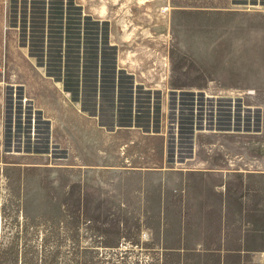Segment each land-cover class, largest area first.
<instances>
[{
  "label": "rangeland",
  "instance_id": "374dc122",
  "mask_svg": "<svg viewBox=\"0 0 264 264\" xmlns=\"http://www.w3.org/2000/svg\"><path fill=\"white\" fill-rule=\"evenodd\" d=\"M261 2L0 0V60L57 61L61 50L71 58L81 30L82 44L97 47L88 46L81 91L72 83L73 93L82 111L97 109L98 123L110 129L105 112L118 101L105 95L103 83L95 98L88 83L95 74L100 81L127 74L118 53L108 48L110 40H124L136 55L142 43H163V55H186L168 61L187 65L191 75L211 78L236 68L241 75L258 76L264 74V50L226 43L235 38L230 30L264 28ZM111 31L115 37H109ZM216 42L226 48L211 46ZM184 43L206 45L174 47ZM59 70L50 68V74L60 76ZM114 116L116 127L132 121L121 119L118 107ZM132 122L146 124L136 116ZM76 131L65 147L54 130L43 147L30 145L25 131L14 134L10 145L2 132L0 264H264L254 257L264 243L246 241L264 237V195L257 193L264 183L251 173L263 164L234 168L215 157L208 164L145 163L138 148L142 138L116 132L105 147L110 132L102 127L96 140L85 120ZM219 170L240 176L227 178Z\"/></svg>",
  "mask_w": 264,
  "mask_h": 264
},
{
  "label": "crops",
  "instance_id": "0c3cea01",
  "mask_svg": "<svg viewBox=\"0 0 264 264\" xmlns=\"http://www.w3.org/2000/svg\"><path fill=\"white\" fill-rule=\"evenodd\" d=\"M255 1V5L262 1L260 4L264 6V0ZM230 32H234L235 38L231 40L232 43H225L233 49L264 50V46H260L264 41V28L234 29ZM92 35L95 37L96 34ZM245 35L255 37L246 39ZM82 36L80 30L76 50L71 58L68 57L67 50L66 57L61 50V58L57 61L0 60V143L2 132L8 135V141L12 145L14 134L16 137L17 132L22 134L25 131L30 145L48 146L54 130L62 135V143H59L65 147L70 139L72 142L77 138L76 130L82 120H85L94 140L98 126L110 132L104 135L105 147L112 145V134L116 132L133 134L136 139L142 138L144 143H140L138 148L145 152V163L208 164L215 157L218 158L216 163L232 164L234 168L241 164H263L261 169L251 173L254 180L264 183V150H260L264 149V74L246 76L234 68L227 75L211 78L191 75L188 74L187 65L179 68L169 64V61L172 64L176 62L174 57L186 55H163L160 52V49L166 48L163 43H142L141 54L136 55L128 44H124L123 39L120 43L110 40L108 48L118 53L127 74L101 81L95 74L88 82L89 93L97 98L102 89L100 84L103 83L105 95L118 101L121 119L132 117L133 121L136 116L146 124L134 125L131 121L116 127L114 113L117 107H112L113 110L110 108L105 112L106 120L112 126L109 129L98 123L97 109L94 112L82 111L80 99L73 93L74 89L80 93L82 73L88 67L86 53L89 45L82 44ZM109 37H115L113 31ZM196 44L184 43L174 47L183 50L206 45ZM215 45L218 46L216 48H226L220 42L211 46ZM89 47L96 49L97 46L90 44ZM182 50L178 52H183ZM129 52L133 54L127 55ZM215 59L219 60V56L212 61H216ZM149 62L152 64H147ZM54 63L55 66L52 65ZM53 67L60 69V76L50 74V68ZM199 102L203 104L200 105ZM112 105L115 106V102ZM128 105L131 109L129 113ZM51 117L56 118L55 124ZM3 123L7 129L2 131ZM209 141H217V144ZM219 171L227 178L240 176L233 171ZM261 190L257 193L264 195V187ZM236 210L235 208L234 211ZM262 222L264 223V219ZM246 238L248 242L264 243V237L261 236ZM254 257L263 261L264 251L255 252Z\"/></svg>",
  "mask_w": 264,
  "mask_h": 264
}]
</instances>
